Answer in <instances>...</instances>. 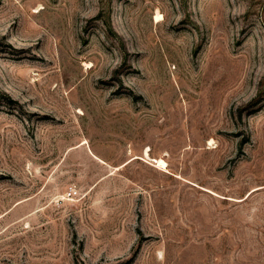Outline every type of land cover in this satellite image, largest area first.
<instances>
[{
    "label": "rangeland",
    "instance_id": "rangeland-1",
    "mask_svg": "<svg viewBox=\"0 0 264 264\" xmlns=\"http://www.w3.org/2000/svg\"><path fill=\"white\" fill-rule=\"evenodd\" d=\"M0 264H264V0H0Z\"/></svg>",
    "mask_w": 264,
    "mask_h": 264
},
{
    "label": "bare ground",
    "instance_id": "bare-ground-1",
    "mask_svg": "<svg viewBox=\"0 0 264 264\" xmlns=\"http://www.w3.org/2000/svg\"><path fill=\"white\" fill-rule=\"evenodd\" d=\"M158 14L156 15V19L158 18ZM157 166H165L166 165V161L163 158H153L152 159Z\"/></svg>",
    "mask_w": 264,
    "mask_h": 264
}]
</instances>
